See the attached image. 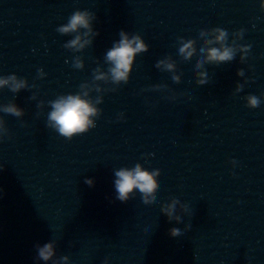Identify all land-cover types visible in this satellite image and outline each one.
<instances>
[{
    "label": "water",
    "instance_id": "1",
    "mask_svg": "<svg viewBox=\"0 0 264 264\" xmlns=\"http://www.w3.org/2000/svg\"><path fill=\"white\" fill-rule=\"evenodd\" d=\"M0 264H264V0H0Z\"/></svg>",
    "mask_w": 264,
    "mask_h": 264
}]
</instances>
